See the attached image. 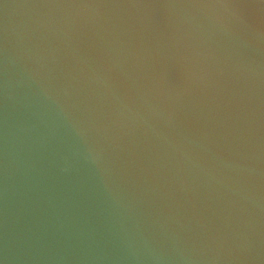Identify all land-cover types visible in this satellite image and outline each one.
<instances>
[{
  "label": "clouds",
  "instance_id": "9594fccd",
  "mask_svg": "<svg viewBox=\"0 0 264 264\" xmlns=\"http://www.w3.org/2000/svg\"><path fill=\"white\" fill-rule=\"evenodd\" d=\"M0 12V91L17 87L41 137L54 126L61 162L134 186L119 232L134 258L264 264V0Z\"/></svg>",
  "mask_w": 264,
  "mask_h": 264
},
{
  "label": "water",
  "instance_id": "95a60500",
  "mask_svg": "<svg viewBox=\"0 0 264 264\" xmlns=\"http://www.w3.org/2000/svg\"><path fill=\"white\" fill-rule=\"evenodd\" d=\"M42 127L17 87L0 91V264H150L119 240L134 186L105 187L71 158L61 162L54 126L41 137Z\"/></svg>",
  "mask_w": 264,
  "mask_h": 264
}]
</instances>
